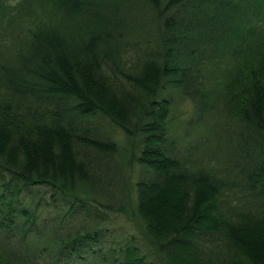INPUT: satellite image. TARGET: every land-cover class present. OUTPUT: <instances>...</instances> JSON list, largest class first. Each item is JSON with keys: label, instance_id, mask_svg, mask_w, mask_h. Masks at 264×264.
<instances>
[{"label": "trees", "instance_id": "obj_1", "mask_svg": "<svg viewBox=\"0 0 264 264\" xmlns=\"http://www.w3.org/2000/svg\"><path fill=\"white\" fill-rule=\"evenodd\" d=\"M3 6L0 264H264V0Z\"/></svg>", "mask_w": 264, "mask_h": 264}, {"label": "rangeland", "instance_id": "obj_2", "mask_svg": "<svg viewBox=\"0 0 264 264\" xmlns=\"http://www.w3.org/2000/svg\"><path fill=\"white\" fill-rule=\"evenodd\" d=\"M6 7L3 6L1 8L0 14L5 13ZM4 16V15H3ZM37 20L38 18L35 17ZM27 23V22H26ZM31 23V22H30ZM5 24L0 26V60L2 59V54L11 53L14 48L23 43V39L27 36V34H22L25 29L22 28V24L18 27L13 26H6L4 28ZM11 51V52H10ZM190 110H191V104L188 101H185L181 104L178 113L172 112L173 116V123H172V129L176 134L183 133L185 131V122L190 118ZM115 136L117 138L120 137V134L118 132L115 133ZM137 157V156H136ZM136 157L134 159H136ZM138 167L134 166L133 168L126 169V178H127V190L125 196V211L126 215L124 217L121 216H113V227L115 232V235L120 234L118 231H123V234L126 233H137V229H141V223L139 222L137 216L133 212V205L135 201V192L133 188V183L137 179V172Z\"/></svg>", "mask_w": 264, "mask_h": 264}]
</instances>
